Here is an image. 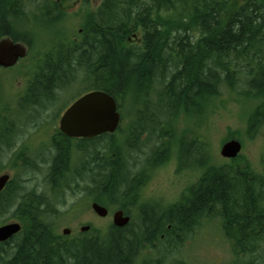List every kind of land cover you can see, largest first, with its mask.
Returning a JSON list of instances; mask_svg holds the SVG:
<instances>
[{
  "label": "trees",
  "instance_id": "16d2710c",
  "mask_svg": "<svg viewBox=\"0 0 264 264\" xmlns=\"http://www.w3.org/2000/svg\"><path fill=\"white\" fill-rule=\"evenodd\" d=\"M65 1L0 0V38L29 44L30 49L42 46L46 50L40 53L50 55L48 45L70 42L60 25L67 14L54 6ZM81 6L73 15L81 20L82 34L74 35L78 48L60 51L54 62L45 63L34 91L47 94L71 73L87 83L79 95L102 91L118 107L126 100L131 117L121 137L96 138L79 166L85 183L93 178L94 201L133 220L125 227L111 224L104 232L74 238L57 235L53 223H20L21 232L0 243V264H167L164 253H172L200 223L212 222L222 225L233 264H257L264 254V155L261 172L248 163L237 166L240 156L211 165L208 142L197 146L196 138L190 140L188 150L181 147L177 157L178 172L201 171L189 195L167 211L142 210L136 226L134 213L139 212L129 209L144 171L132 176L137 165L131 157L125 166L123 153L128 147L135 153L142 145L149 147L153 139L156 146L149 147L143 160L164 152L152 163L162 165L170 144L184 142L186 133L173 135L175 121L182 115L200 126L227 92L252 103L246 120L249 138L264 132V0H101L95 9L85 0ZM28 18L35 19L33 24L26 23ZM44 31L53 32L45 35L47 41L52 37L49 44L39 39ZM228 136L235 139L233 133ZM196 155L206 159L197 164L192 161ZM66 160L63 151L55 171ZM56 185L62 187L58 178ZM148 253L158 256L152 260Z\"/></svg>",
  "mask_w": 264,
  "mask_h": 264
},
{
  "label": "flooded vegetation",
  "instance_id": "af4514ba",
  "mask_svg": "<svg viewBox=\"0 0 264 264\" xmlns=\"http://www.w3.org/2000/svg\"><path fill=\"white\" fill-rule=\"evenodd\" d=\"M55 2H58V0ZM67 3L68 1L64 2V4ZM54 6L56 9H63V3H58L57 6ZM8 28H10L9 25ZM77 34L81 35L82 30L78 29ZM69 41L68 43L65 39L53 45L65 43L63 44V49L60 51L78 48L79 44L77 42L79 39L77 40V38L72 37ZM51 45H48L47 49L53 48ZM25 46L28 49L25 58L20 59L12 67L0 66V176H6L8 179L5 187L0 192V197L7 192L4 204L0 203V216L3 215L4 217L0 220V223L14 221L19 223H54L57 216L61 215V211H59L60 206L64 203L66 205L65 196L73 194L83 195L82 207L85 206V216L91 204L95 202L93 198L94 186L93 178H87L86 183L83 181L84 174L81 171V166L78 165L79 159L83 158L84 153L88 152L93 146L94 140L104 134L94 138H76L63 133L60 129V120L65 111L81 95L77 96V93H74L67 103L65 102L63 105L59 103L64 94H66L67 89L72 87L78 89L86 82H84L83 78L70 73V75L65 77L63 82L53 85L47 94L36 93L34 90H36V84L41 76L32 75L29 65L24 64L21 70L19 68L30 55L29 44ZM45 50L44 48V53ZM60 51H55L57 57ZM37 52L39 53L37 54ZM37 52L34 54V62L43 55H46L40 53L43 50H38ZM58 104L61 106L57 107ZM183 135L185 134L181 136ZM139 143L142 144L143 141L140 140ZM104 144L107 146L105 142ZM155 146L156 144H154ZM170 146L176 153L175 145L170 144ZM170 148L168 147L169 151ZM63 151H66L67 165H63L58 171H55L56 162L59 163L58 158ZM106 153L109 157V149H106ZM168 155L169 152L168 154L166 153L167 158ZM124 162L126 166L127 161ZM86 163L89 162L86 161ZM137 166L139 167V171L136 174H139L149 166H152V164L145 165L144 163L137 164ZM88 167L92 171V161ZM133 174L132 176L136 175ZM57 178L60 180V186H63V192L61 193L58 192L59 187L56 185ZM43 183H48L50 186L53 185V190L48 192L42 185ZM140 188L136 194L135 200L137 202L130 205L131 211L139 213L142 210L149 209L154 212L157 210L159 213L167 211L169 208L182 202L184 197L187 198L189 195L188 188L186 192L182 193L176 203L149 202L145 200L146 196L140 193ZM56 195L59 199L58 203L48 208L49 204H53L55 200H58ZM140 196H142L141 201L139 200ZM131 206L135 209L131 208ZM46 208L51 210L46 212ZM9 212H11V217L7 218L6 214ZM123 213L131 220L130 215L124 211ZM71 235L72 231L67 237H71Z\"/></svg>",
  "mask_w": 264,
  "mask_h": 264
},
{
  "label": "rangeland",
  "instance_id": "374dc122",
  "mask_svg": "<svg viewBox=\"0 0 264 264\" xmlns=\"http://www.w3.org/2000/svg\"><path fill=\"white\" fill-rule=\"evenodd\" d=\"M68 1L70 2L68 4H64L62 9L63 12L67 14V17L60 25L65 29L67 39L70 40V38L76 35L77 30L80 28L81 20L74 17L73 15L81 10L83 0ZM88 2L91 3V6H96L100 0H88ZM33 20L35 19L28 18L26 23H30L31 21L33 22ZM32 22L31 24H33ZM42 33L43 34L41 37L39 36V39L44 41L43 43L46 44V39L48 37H45V35L53 32L44 31ZM50 41H52V37L48 39L47 44H49L48 42ZM136 41H138V38H134L133 43H136ZM43 43L41 45H45ZM51 46L53 47L52 53L48 56L43 55L35 62L33 61L34 54L38 50H43L44 53V48L40 46L39 49H31L30 55L24 60L21 66L18 65L20 70L24 64L30 66L33 63L34 65L31 66L30 71L32 70V75L39 76L40 69L45 65V63L54 62L57 59L55 51H60L63 49V43ZM83 86L84 85H81L82 88L79 87L78 89H74V87L67 89L66 94H64L59 104L63 105L65 102L67 103L74 93H79V91L86 87ZM251 106V102L245 100L241 101L240 97L236 93L227 92L215 102V106L209 110L207 118L204 119L200 126H197L196 122L194 123L193 120H189V118L181 115L175 121L173 135L175 137L185 133L186 135L183 137L184 139L181 140V142L184 141L183 144L180 146L178 144L175 145L177 157L179 156V152H181V147L182 149L185 148V150H188V146L191 142L190 140L196 138V141L199 142L197 143V146L203 145L204 143L202 142L204 141L205 143L208 142L211 154V165H223L225 163H229V160L223 159L220 156V149L221 146L230 139L228 135L233 133L234 138L240 141L242 144V150L240 154L241 159L238 160V165H236L239 167H244L245 164L248 163L253 167L254 170L261 172L260 164L264 155V132H261L254 138H249L247 134L246 120L251 110ZM118 109H120V114L122 113L123 116L121 118L118 130L113 135L116 139L121 137L131 117H129L126 112L127 110L129 113L130 110L126 100L119 101ZM201 136H204V140ZM152 142L153 139L149 141L147 145L151 144V146H154V143ZM185 145L186 147H184ZM149 147L144 146L136 153L131 152V149L128 147V152L125 151L126 153H123V158L125 161H127V163H131L132 157V163L135 161V165H137V162L138 164L145 163V165H150L155 159H158L165 154L164 152H159L154 157L150 156L145 161H143V157H146ZM98 151L99 152L97 153L100 156H103V149ZM176 153L171 147L168 158L162 165L152 166L151 168L149 166L144 171V178L140 188V193L143 196H146L145 200H148L149 202L157 201L166 204L176 203L182 193L186 192V190L195 183L198 175L201 172L200 169L194 168L191 170L178 172ZM205 159L206 157H202V155H196L192 161L199 164L200 161H204ZM140 160L142 161L141 163H139ZM85 161H87L86 157ZM130 171H132V169ZM137 171H139L138 166L133 170V173L136 174ZM42 185L48 190V192L52 191L49 188L50 186H46V183H43ZM58 192H63V186L60 187ZM56 198L58 199V197ZM82 198L83 195L79 196L78 194L65 196L66 205L64 203L59 208L64 214H59L56 221L53 223V230L57 235L61 234L62 229L69 228L72 231L71 238H74L76 236L91 233L92 230L104 232V230L112 224L111 212L106 218L101 219L97 217L92 211H90L89 208L88 213L84 216L85 206L82 207ZM141 198L142 196L139 198L140 201ZM58 201L59 199L55 200L54 204H57ZM134 202L136 203L137 201L134 200ZM108 208L109 211H114V209L112 210V207ZM131 208L135 209L132 206ZM129 210L131 211V209ZM155 213H157V210ZM6 215L7 218L11 217V212ZM140 215L141 213H134V220L137 223H133V225L137 226L139 224L138 221L140 220ZM3 218V215H1L0 220ZM3 224L4 223H0V225ZM85 225H89L91 229L89 232L81 234L79 229L81 226ZM183 237V242L180 245H175V247H173L174 250L172 253H159L160 255L163 254V259H167V264H175L176 262H182L183 264H233L236 262V259L231 252L232 245L230 241L226 239L222 230V225L220 223H200L190 233L185 234ZM148 255L149 256L147 258L152 260L158 256V254L155 253H148ZM160 257L161 256H159V258ZM260 257L261 258L257 261V264H264V254L260 255Z\"/></svg>",
  "mask_w": 264,
  "mask_h": 264
},
{
  "label": "water",
  "instance_id": "95a60500",
  "mask_svg": "<svg viewBox=\"0 0 264 264\" xmlns=\"http://www.w3.org/2000/svg\"><path fill=\"white\" fill-rule=\"evenodd\" d=\"M26 55V48L20 43H14L9 38L0 40V66L10 67L19 58ZM120 121L115 100L108 94L99 91L89 92L76 100L63 114L60 121V129L70 137L93 138L101 134H112L116 131ZM241 144L237 140L225 142L220 149V156L225 159H235L241 152ZM7 177H0V191L4 188ZM92 211L104 218L108 210L97 204L91 205ZM112 223L115 227H125L129 223V217L123 216L122 211L112 214ZM21 226L18 223H9L0 226V242H6L18 234ZM88 231L85 226L80 229ZM62 233L68 235L69 229H63Z\"/></svg>",
  "mask_w": 264,
  "mask_h": 264
},
{
  "label": "bare ground",
  "instance_id": "6f19581e",
  "mask_svg": "<svg viewBox=\"0 0 264 264\" xmlns=\"http://www.w3.org/2000/svg\"><path fill=\"white\" fill-rule=\"evenodd\" d=\"M50 20V19H49ZM78 40V39H77ZM78 43V42H77ZM64 44V43H63ZM65 47V46H64ZM84 87V86H83ZM82 88V87H81ZM84 91V90H83ZM82 92V91H81ZM15 109V108H14ZM18 112V111H17ZM38 115V114H37ZM16 116V115H15ZM121 149V148H120ZM128 152V151H127ZM27 155V154H26ZM148 155V154H147ZM148 163V162H147ZM71 164V163H70ZM149 164V163H148ZM79 165V164H78ZM193 165V164H192ZM71 166V165H70ZM70 171H71V169H70ZM78 171V170H77ZM73 172V171H72ZM74 173V172H73ZM47 176V175H46ZM71 177V176H70ZM69 177V178H70ZM64 180V179H63ZM79 181V180H78ZM66 186V185H65ZM92 191V190H91ZM94 192V191H93ZM92 195V194H91ZM16 200V199H15ZM24 206V205H23ZM44 207V206H43ZM17 208V207H16ZM117 208V207H116ZM15 211V210H14ZM16 211H18V210H16ZM51 213V212H50ZM132 220V219H131ZM130 220V221H131ZM54 222V221H53ZM132 222V221H131Z\"/></svg>",
  "mask_w": 264,
  "mask_h": 264
}]
</instances>
